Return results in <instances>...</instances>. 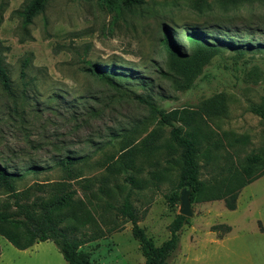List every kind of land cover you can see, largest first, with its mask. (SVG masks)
Listing matches in <instances>:
<instances>
[{
  "label": "rangeland",
  "instance_id": "obj_1",
  "mask_svg": "<svg viewBox=\"0 0 264 264\" xmlns=\"http://www.w3.org/2000/svg\"><path fill=\"white\" fill-rule=\"evenodd\" d=\"M29 1L0 0V57L11 82L10 90L0 82V164L20 174L22 202L74 189L62 214L76 237L92 239L81 246L92 264H146L119 208L128 197L160 246L181 214L183 189L182 151L151 105L194 117L222 92L228 111L202 123L203 184L168 263L264 264V174L242 188L234 177L253 156L264 168V119L249 109L264 97V0H145L130 9L116 0H48L25 23ZM165 28L184 55L194 52L192 30L220 49L189 80L167 55ZM237 44L242 52L229 46ZM94 66L110 79L92 74ZM64 156L72 166L59 162ZM236 189L230 209L225 199ZM0 210L18 211L3 185ZM0 264L68 263L52 240L18 249L0 234Z\"/></svg>",
  "mask_w": 264,
  "mask_h": 264
},
{
  "label": "trees",
  "instance_id": "obj_2",
  "mask_svg": "<svg viewBox=\"0 0 264 264\" xmlns=\"http://www.w3.org/2000/svg\"><path fill=\"white\" fill-rule=\"evenodd\" d=\"M48 0H30L23 11L24 22L30 23L32 19L45 9ZM118 5L123 8H131L134 5L142 4L145 0H116ZM227 31V29H226ZM164 46L167 55L173 61L177 71L186 75L189 80L194 79L202 73L204 66L209 62L210 56L220 49L218 44H213L203 37L196 30L187 31L186 37L193 44L194 52L184 55L180 49L177 36L169 28L163 31ZM216 40L217 43L221 41ZM243 44L229 45L233 46L238 52H242ZM247 67V61H243ZM238 62L235 63L236 69L239 70ZM92 74L100 78L110 79L106 71L94 66L90 69ZM245 69H243V72ZM248 76H251L249 72ZM204 77L208 75L204 73ZM0 82L6 90H10V77L0 57ZM227 98L222 92L215 93L207 98L198 113L191 117L184 115L182 112L165 111L154 105L152 110L157 113L161 124L170 128V137L176 148L181 149L183 164L180 173V185L190 188V199L193 200L192 191H201L202 181L200 180L201 166L198 160L200 153V133H202V123L204 118H220L227 114ZM250 111L264 119V97L259 104H252ZM185 125L194 124V130L183 134V129L178 123ZM198 128V135L196 129ZM246 164H242L241 169L234 172V177L238 178L239 186L242 188L247 183L264 174V168L260 169L262 162L255 156ZM73 158L64 156L60 159L61 164L72 166ZM8 166L0 164V185L5 186L14 197V205L17 212H8L0 210V234L9 240L18 249H26L33 244L52 240L62 253L68 264H92L88 252L81 250V246L92 240L90 238L80 239L75 236L74 229L66 226V216L62 211L72 202L75 190H70L60 195H55L51 199H35L32 203L22 202L21 192H18L14 185V178L19 176L18 172L9 171ZM36 167L32 166L24 170L25 174L35 172ZM238 189L230 192L231 199H225L226 205L230 209L236 208V192ZM180 199V197L178 198ZM119 213L132 223V234L140 244L142 251L146 256V264H169L168 258L178 248L180 242L181 230L185 225L190 224L189 217L178 214L170 225L171 235L160 246H156L151 238L147 235L145 229L139 225V215L136 208L127 197L119 208ZM264 231V226L260 225Z\"/></svg>",
  "mask_w": 264,
  "mask_h": 264
},
{
  "label": "water",
  "instance_id": "obj_3",
  "mask_svg": "<svg viewBox=\"0 0 264 264\" xmlns=\"http://www.w3.org/2000/svg\"><path fill=\"white\" fill-rule=\"evenodd\" d=\"M191 190L189 187L184 186L180 193V202H181V214L189 217L193 214L191 199H190Z\"/></svg>",
  "mask_w": 264,
  "mask_h": 264
}]
</instances>
